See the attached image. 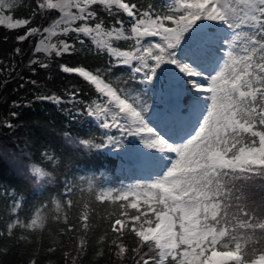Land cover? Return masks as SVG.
Instances as JSON below:
<instances>
[{"label":"snow or ice","instance_id":"snow-or-ice-1","mask_svg":"<svg viewBox=\"0 0 264 264\" xmlns=\"http://www.w3.org/2000/svg\"><path fill=\"white\" fill-rule=\"evenodd\" d=\"M4 24L40 37L32 71L42 49L83 80L34 97L72 118L55 141L8 153L23 183L0 208V264H264V0H0ZM100 150L113 175L69 178L70 154Z\"/></svg>","mask_w":264,"mask_h":264},{"label":"trees","instance_id":"trees-1","mask_svg":"<svg viewBox=\"0 0 264 264\" xmlns=\"http://www.w3.org/2000/svg\"><path fill=\"white\" fill-rule=\"evenodd\" d=\"M29 0H18V3L27 4ZM24 8H21L14 18H23ZM26 29L17 26L16 29H8L7 26L0 25V208H3L5 197L8 204H12L11 195L13 187L23 183L22 178H18L10 171L13 167L14 157L8 153L19 156L18 149H25L29 142L35 141H55L61 126L68 123L70 119L67 112H61L59 107L45 100L34 99L35 96L51 95L52 91L63 95L64 88L68 86L69 81L78 83L83 78L78 74L64 73L59 69L58 64L46 55L40 53L41 61L46 64V68L37 65L36 71H32L28 67V60L31 57V50L35 46V41L39 36L29 37L26 41L17 42L15 37L22 34ZM7 37V39H5ZM73 42L72 40H69ZM19 45L25 50V56H20L14 52ZM77 47L79 45L77 44ZM87 59L98 66L97 59L94 56L85 57L65 55L60 63L72 61L69 66H78L75 61ZM36 80L37 85L33 86L31 81ZM83 81L80 86L82 88L81 99L89 98V89ZM94 91V90H93ZM17 101L19 106H13L12 101ZM31 101V103H28ZM70 105L64 104V108ZM19 113V118L12 116V113ZM7 117L18 127L15 129L3 126L4 118ZM74 127H92L90 123H86L85 119L73 122ZM73 163L68 165V176L72 178L73 171L76 168L84 167L88 164H106L108 165V175L114 174L115 159H106L103 150L96 154L88 153L81 155L79 153L70 154ZM114 161V162H113ZM83 175V173H79ZM63 178V177H62ZM105 178H108L107 176ZM119 178V177H117ZM13 186V187H11ZM113 209L110 205L96 204L93 208L95 221L100 224V231H103V222L107 220L108 213ZM51 215L55 216V208L53 206ZM55 227L54 220L49 222V230Z\"/></svg>","mask_w":264,"mask_h":264},{"label":"rangeland","instance_id":"rangeland-1","mask_svg":"<svg viewBox=\"0 0 264 264\" xmlns=\"http://www.w3.org/2000/svg\"><path fill=\"white\" fill-rule=\"evenodd\" d=\"M46 36H47V34H45ZM62 37H64V36H57V35H53L52 37H51V43H56L57 42V39H59V38H62ZM40 39V37L37 39V40H39ZM63 39H65V38H63ZM45 42H48V41H45ZM69 43H72V42H70L69 41ZM40 53H42V54H44V55H47V53H44L43 51H42V49L40 50ZM55 105V104H54ZM57 106V105H56ZM57 107H60V106H57ZM85 120L87 121V123L89 122L91 125H93V126H95L96 127V124H95V121L94 120H92V118L91 117H85ZM129 140H131L132 138L131 137H129L128 138ZM119 164V161H117V163H116V167H117V165Z\"/></svg>","mask_w":264,"mask_h":264}]
</instances>
